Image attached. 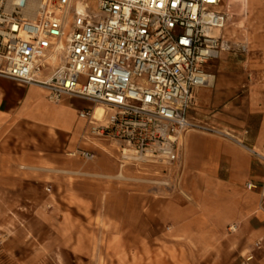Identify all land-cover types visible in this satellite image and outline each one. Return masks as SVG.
<instances>
[{"label":"crops","instance_id":"obj_1","mask_svg":"<svg viewBox=\"0 0 264 264\" xmlns=\"http://www.w3.org/2000/svg\"><path fill=\"white\" fill-rule=\"evenodd\" d=\"M232 8L240 10L234 24L238 45L246 52L219 62L212 88L198 90L192 118L188 112L189 121L205 129L185 134L179 165L184 196L165 206L173 239L166 256L172 264H180L182 258L188 259L183 264H264V162L255 155L264 157V0H234ZM68 106L75 108L72 121L64 112ZM88 106L71 98L54 103L41 87L0 77V230L32 225L30 219H21L22 203L29 208L36 203H112L90 196L85 183L71 189L66 183L60 196L41 193L36 198L37 176L53 180L73 174L69 170L76 163L64 151L87 146L81 139L86 122L77 114ZM78 138L81 142L76 145ZM93 154L92 160L77 164L81 165L78 175L112 179L118 174L109 158ZM95 160V165L109 167L85 165ZM248 183L254 187L248 189ZM123 203L130 209L128 191ZM40 222L51 232L29 234V241L74 240L69 231L54 232L56 227L63 230L75 224L70 219L52 216ZM141 225L147 227L148 221L142 219ZM86 234L94 236L81 235ZM21 240L26 239L20 233H0L2 244ZM5 252L3 244L0 257Z\"/></svg>","mask_w":264,"mask_h":264},{"label":"built area","instance_id":"obj_2","mask_svg":"<svg viewBox=\"0 0 264 264\" xmlns=\"http://www.w3.org/2000/svg\"><path fill=\"white\" fill-rule=\"evenodd\" d=\"M36 1L27 19L28 0H0V77L41 87L54 103H88L77 114L86 122L81 139L115 144L120 168L179 163L185 134L205 129L188 119L209 76L204 65L246 52L221 35L225 0ZM68 156L94 158L83 149Z\"/></svg>","mask_w":264,"mask_h":264},{"label":"rangeland","instance_id":"obj_3","mask_svg":"<svg viewBox=\"0 0 264 264\" xmlns=\"http://www.w3.org/2000/svg\"><path fill=\"white\" fill-rule=\"evenodd\" d=\"M233 2L234 0H225V5L228 7V18L222 34L233 46L232 51H235L238 43L241 42L238 37V28L234 24L240 10L232 8ZM231 54L233 52L222 53L218 58L208 61L204 65V71L214 76L219 62ZM200 89L196 90V101L193 108L199 103L197 91ZM64 112L67 119L72 121L75 114L74 106H68ZM194 113L192 109L189 110L191 118ZM79 142H81L80 138L76 145ZM81 149H88L100 157L109 158L111 167L116 168L118 176L112 179L99 177L84 179L83 176L78 175L81 165L77 164H82L84 160L68 156V153ZM116 149L115 144L110 145L105 142L88 143L85 149L79 146L70 147L64 151V155L76 163L69 170L73 174L67 178L53 177V180L46 176H37L35 183L37 200L41 193L44 196H53V194L60 196L62 187L64 189L67 186L66 183L70 189L77 187L79 183H85L84 188L90 196L95 195L101 201L111 200L112 203L70 202L51 203L49 206V203H36L34 208H29L28 203H22V207L25 208L21 211V219L23 221L30 219L32 225L5 226L4 230H0V233L4 234L20 233L22 239H26L15 243H3L6 252L0 257V264H172L166 256L171 250L168 246L173 243V239L170 236L172 227L167 221L165 206L179 196H184L179 187L180 162L170 165L137 162L120 168ZM95 163L96 160L87 162L85 165L102 170L109 167V164L100 162L95 165ZM44 178L46 180H43ZM125 191L132 195V203H129L130 209L127 210L125 209L126 203H123ZM52 216L68 218L75 223L64 227L63 230L56 227L54 231L59 234L69 231V234L74 236V240L29 241V234L45 236L51 232L50 227L44 226L40 221ZM142 219L148 221L147 227L141 225ZM85 233L94 236L81 235ZM89 237L92 239L88 240ZM3 244L0 243V246ZM8 247L10 251H7ZM186 260L188 259L182 258L180 264Z\"/></svg>","mask_w":264,"mask_h":264},{"label":"bare ground","instance_id":"obj_4","mask_svg":"<svg viewBox=\"0 0 264 264\" xmlns=\"http://www.w3.org/2000/svg\"><path fill=\"white\" fill-rule=\"evenodd\" d=\"M37 5H38V3L36 0H28L25 8L23 9V16L27 19H33L34 14H35L36 9H37ZM222 32H223V30L221 31V35L223 36ZM213 84H214V76L209 74L207 81H206V84L202 88L210 89V88H212ZM103 114H104V110L102 107H96L95 108L94 115H95L96 119H101L103 117ZM191 131L192 130H190L188 132H191ZM182 146H185L184 137L182 139Z\"/></svg>","mask_w":264,"mask_h":264}]
</instances>
